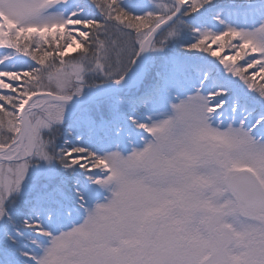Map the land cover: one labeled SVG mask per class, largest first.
<instances>
[{
  "label": "snow or ice",
  "instance_id": "obj_1",
  "mask_svg": "<svg viewBox=\"0 0 264 264\" xmlns=\"http://www.w3.org/2000/svg\"><path fill=\"white\" fill-rule=\"evenodd\" d=\"M0 264H264V0H0Z\"/></svg>",
  "mask_w": 264,
  "mask_h": 264
}]
</instances>
